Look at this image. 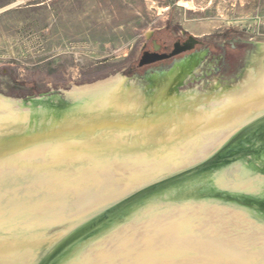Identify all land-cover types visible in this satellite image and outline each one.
<instances>
[{"label": "bare ground", "instance_id": "1", "mask_svg": "<svg viewBox=\"0 0 264 264\" xmlns=\"http://www.w3.org/2000/svg\"><path fill=\"white\" fill-rule=\"evenodd\" d=\"M257 48L248 74L239 84L212 96H202L194 88L179 93L139 89L126 92L122 78L118 77L75 88L72 93L88 91L98 100L87 105L78 103V106H69L70 109L65 111L60 109L62 99L59 96L26 100L33 104L47 101L38 110L47 115L45 129L50 133L47 131L44 136H50L55 148H47L43 142L38 146L40 148L30 153L13 151L21 143L38 141L39 135L33 134L29 139L16 141L18 143L13 144L11 150L13 157L0 162V204L5 205L4 200L7 199L13 200L7 217L0 216V264L5 258L23 256L28 245L41 244L43 236H47L46 233H37L46 231H40L39 228H43L40 219L47 223L51 214L43 213L35 221L43 205L30 203L26 210L21 211L14 201L18 200L17 196L7 194V187H16L21 177L31 186V178L39 173L40 180L36 186L46 197L54 201L59 198L64 202L70 200L68 202L75 210L90 204L86 208L89 214L95 208L129 194L132 196L144 184L156 183L201 164L219 152L233 134L241 135L240 130L244 126L263 117L264 43H258ZM3 105L0 98V110ZM51 105L57 108L53 113L49 111ZM220 167L203 172L195 181L178 185L177 188H183L176 191L175 196L159 197L167 204L154 203L155 206L148 211L136 215L131 225L121 227L120 233H116L118 235L106 236L103 242L92 247L79 246L63 263L119 264V259L124 256V263L133 261L134 264H252L250 261L257 258L254 254H261L258 260L264 263V217H257L256 214L261 215L258 211L248 205H238L240 210L237 213L244 212L250 221L258 223V228L246 223L241 226L236 223L235 226L231 217L229 219L221 212L225 209L223 204L229 206L228 203L215 200L193 203L191 198H182L187 196L185 194L191 196L213 191L264 205V196H244L222 189L216 176ZM179 200L182 204L176 206ZM189 201L192 203H187ZM80 211L76 216L80 214L83 218L87 215ZM163 213H173L175 217L168 221L157 217ZM196 213L208 229L206 240L189 222L179 221ZM259 218L261 221L256 220ZM19 240L22 241L18 243ZM252 245L260 248H251ZM212 256L215 258L213 261ZM25 261L28 264L30 259Z\"/></svg>", "mask_w": 264, "mask_h": 264}, {"label": "rangeland", "instance_id": "2", "mask_svg": "<svg viewBox=\"0 0 264 264\" xmlns=\"http://www.w3.org/2000/svg\"><path fill=\"white\" fill-rule=\"evenodd\" d=\"M150 31L163 41L194 36L204 43L200 49L207 48L209 52L197 61L191 74L194 82L188 83L187 79L180 88L181 92L190 88L200 92L204 83H217L215 79L226 83L234 78V75L201 77V73L210 69L209 57L216 54L227 38L251 43L250 51L256 44L264 43V0H0V95L17 100L39 97L45 100L47 95L61 97L75 88L118 77L126 83L123 88L144 87L149 83L135 81L132 76L141 74L137 62ZM256 53L255 49L253 55ZM243 61L245 66L248 57L243 56ZM55 107L51 105L49 111L53 113ZM234 148L232 145L230 149ZM216 167L219 166L209 169ZM263 176L254 185L247 173L233 172L234 189L228 190L263 197ZM218 184L225 187L219 179ZM182 188L173 187L160 197L175 196ZM221 212L229 214L235 226L246 223L258 228V223L248 216L243 221L226 209ZM179 221L189 222L204 240L208 238V229L198 213ZM260 256L254 254L257 258L252 257L250 262L256 264ZM257 264L264 263L258 260Z\"/></svg>", "mask_w": 264, "mask_h": 264}, {"label": "water", "instance_id": "3", "mask_svg": "<svg viewBox=\"0 0 264 264\" xmlns=\"http://www.w3.org/2000/svg\"><path fill=\"white\" fill-rule=\"evenodd\" d=\"M152 34L153 31L148 32L146 34V38L149 39ZM196 43L197 40L193 36H190L189 41L184 43L183 45H181L179 42L176 43L173 51L170 54L161 55L157 52L160 48L159 45H157L156 41H153L155 52L153 53L145 52L141 57L138 66L144 67L146 65L154 64L159 61H163L165 59L176 57L181 53L193 49ZM94 84L87 86H92ZM125 84L126 83L124 82V80H122V85L124 86ZM123 89L126 92L133 91V89H131L128 85ZM0 98L2 99V101H4L3 109L0 110V162L1 163L4 162L3 159L10 160V158L13 157L11 150L13 149L12 147L13 144L18 143L16 141L19 140L23 141L24 139L25 140L29 139V137H32L33 134L39 135L38 141H34L26 144L19 142V144L20 143L21 144L18 145V147H15L16 149L14 148L13 151L15 153L18 152L22 154L30 153L33 149L40 148L38 146H41L40 144L43 142L47 144V148L49 146H50L49 148L51 149L55 148V146L51 144L50 136L47 135L44 136V133L48 131L45 129L47 115L45 114V112L38 110L42 108L47 103V101L41 100L33 104L26 102V100L7 98L2 95H0ZM60 98L62 99L61 102L62 108L60 109H64V111L65 109L66 110L70 109L73 106H78V103L79 105L80 104L87 105L90 103H95L98 100L97 98L91 97V94L89 95L88 91H81V90L77 91L76 94L72 92H70L69 94L66 93L62 95ZM58 101H60V99ZM69 106L70 108H68ZM60 113H63L62 110ZM254 131L261 132L259 137L255 138V141L257 140L259 143L262 142L260 139L261 136L263 135L262 133L264 132V116L244 126L240 130V133L244 135L248 134L249 138L250 137L253 138L252 133ZM235 140L236 138L234 137L231 138V140H229V142H227V144H225V146L221 148L219 152H216L214 155L207 158L201 164L191 169L173 174L167 178L159 180L156 183L149 185L144 184L143 186L138 187V189L136 190L137 192H134L135 194H132V196L129 194L128 196L122 199H118L110 202L108 205L104 207L95 208V210L89 214H87L86 208L90 204L81 205L78 207L77 210H75L72 207V205L69 204L68 201L70 200L67 201L65 200L64 202V200L62 201L60 200L61 198H59L54 201L51 198L46 197V195L43 194V191L41 192V189H39L36 186L39 184V180H40L39 173L38 174L35 173L36 174L34 176L35 179L34 177L31 178L33 180H31L30 182L33 183L32 184L33 186L32 185L28 186V184H26L24 181L25 178L23 179L21 177L19 179L20 183L17 184L16 187L15 186L14 188L7 187L8 188L7 194L13 193L15 194V196H17L18 200H14V201L17 203V205L19 204L18 208L21 211L26 210L30 203L35 205L37 204L43 205L39 213H37L36 218L38 219L35 221H38L40 218L39 216L43 213L51 214V217L49 219L50 221L47 223L44 220L40 219V221L43 223L42 224L43 228H39V229L40 231L41 230L44 231L46 230V231L45 232L42 231L44 232L42 234L41 232L37 233L40 235H44L46 233L47 236L46 237L43 236L44 241L41 244L35 245L34 247L29 245L27 247L25 246L26 253L23 256L16 259H13V257L5 258L1 262H3L4 264H14L16 262L17 264H27L26 263L27 261L25 260H29V259L30 261H28V264H62L63 261L66 262L67 260L65 259L69 258L74 252H76V249L79 246L87 247L88 245L89 247H92L94 244H99L103 242L104 237L111 236L112 234H116L121 227L131 225L133 219H136L135 218L136 215H140L142 212L148 211L149 208L154 205V203L157 204L158 201L161 200V198H159L160 195H162L165 191H168L172 187L177 188L178 185H185L186 182H189L191 180L195 181L197 178L200 177V175L203 172L210 170L209 168H211L213 165L214 166L219 165L220 167L226 164H231L230 162L232 163L235 162L237 158L236 156L230 157L227 161H222V160L220 161V159H216L218 155L224 149L231 146V144H233ZM26 186L29 187V189H27ZM221 193H219L220 194L219 195L217 194V192L207 191L202 194H197V195L193 194L191 196L185 194L187 196H183L182 198L183 199L191 198L190 200L191 201L193 200V203L200 202L201 200L203 201L215 200L218 202L228 203V205L231 206V208H233L234 211L236 212H239L240 210L238 205L240 204L248 205L249 208L254 209L255 211L260 210L261 212L264 213L263 204H260L250 199H245V201L244 200L240 201L242 198L241 199L235 198L234 196H231L229 194L222 196ZM4 201L7 204V206H5L6 204L5 205L0 204L2 207V209L0 207L1 217H3L2 215L7 217V211L9 212V210L11 209L10 206H12L10 202L13 200L10 201L9 199H7ZM54 203H56V205H54ZM162 203L167 204L166 202H162ZM3 208H7V209L3 210ZM84 209L86 210V212ZM78 211H80L84 215L86 213L87 215L83 218H81L80 214L76 216V213ZM117 217H119L120 219H117L114 222L115 218ZM256 220L261 221L260 218ZM104 225L106 226L102 227ZM39 229L37 228L38 231ZM26 232H29V230L27 229ZM21 241L22 240H19L18 243ZM212 257L213 258H211V261L215 259L214 256ZM236 258L237 260L239 259V257ZM123 259L124 256L123 258L119 259L120 260L119 264H121L122 262H123L122 264H134L133 261L124 263Z\"/></svg>", "mask_w": 264, "mask_h": 264}, {"label": "flooded vegetation", "instance_id": "4", "mask_svg": "<svg viewBox=\"0 0 264 264\" xmlns=\"http://www.w3.org/2000/svg\"><path fill=\"white\" fill-rule=\"evenodd\" d=\"M189 38L190 36H187L186 38L180 37L173 40L172 42L170 41L168 42V41L160 40L155 36L154 33L151 35L149 39L145 37L146 45L142 48L140 58L137 62V66L139 64L141 57L145 52H149V53L155 52L153 41H156L157 45H159L160 48L157 52L162 55V54H170L173 51L176 43L179 42L181 45H183L184 43L189 41ZM194 38L197 40L196 37ZM203 44H204L203 42L197 40V43L190 51L181 53L176 57L170 59H165L163 61H159L154 64L146 65L144 67L138 66L139 67L138 70L141 71V74L140 75L135 74L132 76V78L135 81L142 80L143 82H147L149 84L145 85L144 87H133L129 85L128 86L133 90L139 89L146 91L147 89H150L156 92H162L164 90H170L172 93L181 92L180 88L186 85L187 79H188V83L194 82V79H191V74L193 72V69L196 66L197 61L201 60V58L206 56L207 53L209 52L207 48H204V50L200 49L202 48ZM227 44L229 45L228 51L226 50ZM251 45H252L251 43L247 44L243 42L241 39L230 40L229 38H227L225 42L220 45L216 54L209 57L208 66L210 67V69L206 73L205 72L201 73L202 74L201 77L206 78L213 75L225 77L227 75H231V76L234 75V78L226 83H221L220 82L221 80L219 81L213 78L216 80L217 83H208L207 85L206 83L203 84V88L201 89L199 94L202 96L208 94L212 96L219 92L223 93V91H226L227 88L230 89L237 86V83H239L242 80V78L246 76L245 75V73L247 72L246 67L251 66L254 60V56L257 55V53L253 55L255 49L256 52L258 50L257 44L253 51H250ZM243 56L248 57V61L245 66L243 63L244 62ZM246 74H248V72ZM126 81L127 83L129 82V80ZM204 88L206 89L205 91L203 90ZM260 134H261L260 131L258 132L254 131L252 133L254 139L252 137L249 138L248 134L247 135L241 134L238 136L236 134H233L232 138L234 137L236 138V140L235 142H233V144H231V146L233 145L235 148L230 149L231 146H229L218 155L216 159H220V161L221 160L227 161L230 157L233 156L237 157L235 162L233 163L230 162L231 164L224 165L223 167H220L216 171L217 173L216 176L218 175L217 178L219 179V181L223 182L225 186L222 189H229L228 187H231V184L233 182L231 181V173L233 172L242 171L247 173L251 183L254 185H257L262 181L260 177L261 174H264V132L262 133L263 135L261 136L260 139L263 143L262 142L259 143L257 140L255 141V138L259 137ZM224 179L225 180L227 179L228 182L224 183ZM228 183H230V186L228 185ZM187 203H192V202L189 201ZM263 209H264V205H263ZM257 211L261 215L258 216L256 214V216L263 218L264 213L261 212L260 210ZM193 215L187 217L186 220L190 219V217H192ZM157 217L173 220L175 214L163 213L161 215H158ZM146 218L147 216L144 217V219Z\"/></svg>", "mask_w": 264, "mask_h": 264}, {"label": "trees", "instance_id": "5", "mask_svg": "<svg viewBox=\"0 0 264 264\" xmlns=\"http://www.w3.org/2000/svg\"><path fill=\"white\" fill-rule=\"evenodd\" d=\"M222 204H223V203H222ZM222 204H221V205H222ZM223 206L225 207L226 211L233 212V213L237 214L238 217H240L239 220H243V221L246 220V218H247V215H246V214H243L242 212L237 213L236 211H234L233 208H231V206H225L224 204H223ZM242 215H243V216H242ZM224 216H225V217L228 216V218H230V217H229V214H225ZM247 219H248V218H247Z\"/></svg>", "mask_w": 264, "mask_h": 264}]
</instances>
